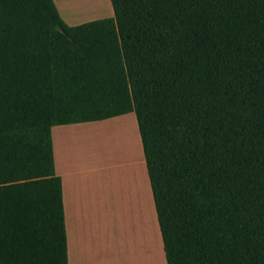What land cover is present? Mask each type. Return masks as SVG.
<instances>
[{
    "label": "trees",
    "instance_id": "16d2710c",
    "mask_svg": "<svg viewBox=\"0 0 264 264\" xmlns=\"http://www.w3.org/2000/svg\"><path fill=\"white\" fill-rule=\"evenodd\" d=\"M0 0V264H70L51 127L133 112L167 264H264V0Z\"/></svg>",
    "mask_w": 264,
    "mask_h": 264
},
{
    "label": "rangeland",
    "instance_id": "374dc122",
    "mask_svg": "<svg viewBox=\"0 0 264 264\" xmlns=\"http://www.w3.org/2000/svg\"><path fill=\"white\" fill-rule=\"evenodd\" d=\"M56 2L63 20L70 25L113 15L109 0H56ZM101 138L103 147H100ZM97 139L98 147L94 154L98 159L102 154L105 163H108L109 159L113 161L117 154L123 155L125 148H128L129 154L135 160L134 167L137 171L131 168L119 171L117 167L108 166L102 173L98 172L91 176L92 179H96L98 186H101L100 191L105 197V205L103 211H96L94 227H66L70 262L73 257L76 259L84 255H102L113 258L114 264H163L160 262L156 227H146L147 220L141 208L128 210L125 203L118 199L124 193L123 184L127 182H129L127 190L131 195L137 196L136 183L140 181L141 175L146 174L145 165L140 162L141 142L134 113L119 116L118 120L113 122L108 120L104 126L99 127ZM114 141L117 145L113 144ZM116 179L120 180L117 186ZM95 191L97 193L96 188Z\"/></svg>",
    "mask_w": 264,
    "mask_h": 264
},
{
    "label": "crops",
    "instance_id": "0c3cea01",
    "mask_svg": "<svg viewBox=\"0 0 264 264\" xmlns=\"http://www.w3.org/2000/svg\"><path fill=\"white\" fill-rule=\"evenodd\" d=\"M54 2L59 12V5L56 0ZM118 118L119 116H115L103 120L59 124L51 127L55 174L61 178L62 185L65 229L66 227H94L96 211H103L105 197L101 194V186H98L96 179L91 178L93 174L102 173L108 166L117 167L119 171L124 168H131L133 171H137L136 167H134L135 160L129 154L128 148H125L123 155L119 156L117 154L114 160L110 161L111 159H109L108 163H105L102 154L100 159L94 154L95 149L98 147L99 127L104 126L108 120L113 122L118 120ZM113 144L117 145L116 141ZM100 147H103L102 138ZM140 148V162L145 165L141 143ZM146 174L141 175L140 181L136 183L137 196L131 195L127 190L129 188V182H127L123 184L124 193L118 199L125 203V207L128 210L141 208L147 220L146 227H156V237L160 246V262L167 264L162 248L150 182ZM119 183L120 180L116 179L115 185L117 186ZM68 261L70 264H114L113 258L102 255H84L76 259L73 257L72 262H70L68 256Z\"/></svg>",
    "mask_w": 264,
    "mask_h": 264
},
{
    "label": "bare ground",
    "instance_id": "6f19581e",
    "mask_svg": "<svg viewBox=\"0 0 264 264\" xmlns=\"http://www.w3.org/2000/svg\"><path fill=\"white\" fill-rule=\"evenodd\" d=\"M110 1V0H109ZM106 2V1H105ZM103 4H105V3H103ZM62 6H64V5H62ZM105 6H107V5H105ZM109 6V5H108ZM101 7H102V5H101ZM61 8H64V7H61ZM60 8V9H61ZM65 8H66V6H65ZM102 8H105V7H102ZM105 11V10H104ZM64 12V11H63ZM68 13H70V12H68ZM68 13H66L67 15H68ZM70 15V14H69ZM112 130V129H111Z\"/></svg>",
    "mask_w": 264,
    "mask_h": 264
}]
</instances>
